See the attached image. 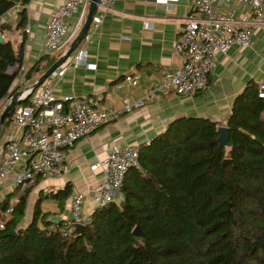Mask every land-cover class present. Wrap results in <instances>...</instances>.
Listing matches in <instances>:
<instances>
[{
	"label": "trees",
	"instance_id": "16d2710c",
	"mask_svg": "<svg viewBox=\"0 0 264 264\" xmlns=\"http://www.w3.org/2000/svg\"><path fill=\"white\" fill-rule=\"evenodd\" d=\"M18 2L24 7L16 26L0 24L6 38L0 42V102L12 92L25 54L26 33L15 44L6 31L25 29L29 2L0 0V17ZM14 109L4 122L14 120ZM226 125L230 138L220 147L218 121L198 115L172 120L139 146L140 166L127 173L124 199L96 208L81 232L41 226L42 194L31 222L20 226L33 184L6 216L18 186L0 199V264H264V97L257 81L236 96ZM72 190L68 182L50 195L63 202ZM137 226L142 234L134 233ZM12 229L18 233H6Z\"/></svg>",
	"mask_w": 264,
	"mask_h": 264
},
{
	"label": "crops",
	"instance_id": "0c3cea01",
	"mask_svg": "<svg viewBox=\"0 0 264 264\" xmlns=\"http://www.w3.org/2000/svg\"><path fill=\"white\" fill-rule=\"evenodd\" d=\"M62 2L64 0H29L26 4L25 29L6 31L15 44L20 43L26 33V42L23 69L16 78L12 92L2 101L10 99L15 90L35 82L63 52L64 49L43 55L47 22L51 12ZM193 4L194 0H177L171 6L156 0H118L87 43L88 62L96 66L70 67L64 76L53 79L56 93L71 99L87 94L102 106H121L125 96L133 99L142 97L145 102L100 126L91 135L79 138L67 151L66 161L71 167L68 172L40 176L34 180L20 226L25 227L31 222L36 201L41 194V226H52L68 220L71 194L63 202L50 195L64 188L68 182L72 183L73 190L86 193L84 211L88 213L94 207L89 188L100 184L104 178L103 168L95 167L94 164L104 160L112 147L129 144L140 146L163 132L172 120L182 115L209 116L221 126L226 125L236 96L251 79L259 83L264 76V22L256 27L251 45H235L228 54L217 55L205 90L195 95L178 94L173 90L148 95L149 89L157 88L162 83L167 70L183 62L176 42L182 36L180 26L183 20L194 10ZM230 5L235 6L239 13L247 9L236 2L227 4L228 7ZM23 7L24 4L18 2L0 17V24L9 23L15 27ZM80 17L81 8H78L70 17L72 30L76 28ZM145 20L155 23L145 27ZM28 27L30 31L26 30ZM43 56L46 58L26 75ZM135 72L140 74V81L132 85L126 81V75ZM0 128L1 158L6 143L19 137L23 128L11 119L0 124ZM26 162L27 158L22 157L9 176L20 170ZM16 188L18 186L11 181L2 183L0 199ZM21 191L13 195L11 202L18 200Z\"/></svg>",
	"mask_w": 264,
	"mask_h": 264
},
{
	"label": "built area",
	"instance_id": "2783aa9c",
	"mask_svg": "<svg viewBox=\"0 0 264 264\" xmlns=\"http://www.w3.org/2000/svg\"><path fill=\"white\" fill-rule=\"evenodd\" d=\"M90 1L64 0L54 8L47 22L43 55L65 49L77 36L86 19ZM117 1L99 0L87 35L69 58L56 67L41 85L23 88L19 96L22 101L15 105L13 114L14 122L23 129L20 136L8 141L2 150L0 185L11 181L23 190L32 185L39 175L47 177L68 172L71 167L66 161L67 151L79 138L91 135L100 126L144 104L145 98L125 96L121 106H102L87 94L73 99L67 95L60 96L53 84V79L64 76L70 67L96 66L88 62L87 43ZM156 1L171 6L177 0ZM231 2L245 5L246 11L239 13L235 6L228 7L227 4ZM193 7L194 10L187 14L180 26L182 36L176 42V48L183 56L182 64L167 70L162 83L157 88L149 89L148 95L163 94L169 90L195 95L205 90L217 55L228 54L235 45H251L256 27L264 22V0H194ZM78 8H81L80 21L72 30L70 17ZM154 23L153 20H145L144 26L151 27ZM26 30L30 31V28ZM126 81L137 85L140 74L128 73ZM259 95L264 97V76L259 80ZM9 100L0 102V115ZM67 102H70L69 106ZM139 155V146L136 145L112 147L104 160L94 164L104 171L102 182L89 188L94 207L85 212L86 193L74 189L71 192L69 219L61 226L54 224L50 227H59L65 235H69L73 229H77L78 223H89L96 208L114 201L121 202L124 199L122 187L129 169L140 166ZM22 157H26L27 162L9 176ZM14 203L12 201L6 209V216L13 210Z\"/></svg>",
	"mask_w": 264,
	"mask_h": 264
},
{
	"label": "water",
	"instance_id": "95a60500",
	"mask_svg": "<svg viewBox=\"0 0 264 264\" xmlns=\"http://www.w3.org/2000/svg\"><path fill=\"white\" fill-rule=\"evenodd\" d=\"M98 1L99 0H91L90 1V6H89V10H88L86 19L84 21L82 28L80 29L79 33L77 34V36L63 50V52L60 54V56L41 74V76L35 82L30 84L31 87L35 88V87L41 85L56 67H58L60 64H62L63 62H65L69 58V56L71 55L73 50L76 49V47L79 45V43L84 39V37L87 35L89 28L91 26L93 16H94L96 9H97V6H98ZM5 39L6 38H5L4 33L0 30V42H3ZM28 86H26V87H28ZM22 90H23V88H19V89L15 90L12 93L9 102H7V104L2 109V112L0 115V124L1 125L4 122V117L6 115V112L8 110H10L12 107H14L16 104H18L22 101V99H20V97H19L22 93ZM220 131H221V133L219 135V140H220V147H222V146L226 145L229 141V138H230L229 126L228 125H222L220 127ZM0 132H1V128H0ZM85 227H86V224L78 223L77 224V231L81 232L84 230ZM6 233L7 234H16V233H18V230L12 229V230L7 231ZM134 233H136V234H142L143 233L141 231L140 226H137L135 228Z\"/></svg>",
	"mask_w": 264,
	"mask_h": 264
},
{
	"label": "rangeland",
	"instance_id": "374dc122",
	"mask_svg": "<svg viewBox=\"0 0 264 264\" xmlns=\"http://www.w3.org/2000/svg\"><path fill=\"white\" fill-rule=\"evenodd\" d=\"M14 121V120H13ZM16 124V123H15Z\"/></svg>",
	"mask_w": 264,
	"mask_h": 264
}]
</instances>
